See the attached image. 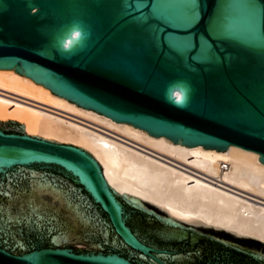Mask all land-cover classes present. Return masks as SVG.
<instances>
[{
  "label": "water",
  "instance_id": "1",
  "mask_svg": "<svg viewBox=\"0 0 264 264\" xmlns=\"http://www.w3.org/2000/svg\"><path fill=\"white\" fill-rule=\"evenodd\" d=\"M0 69L173 140L264 157V0H0ZM0 264H264V241L120 194L85 149L6 120Z\"/></svg>",
  "mask_w": 264,
  "mask_h": 264
},
{
  "label": "bare ground",
  "instance_id": "2",
  "mask_svg": "<svg viewBox=\"0 0 264 264\" xmlns=\"http://www.w3.org/2000/svg\"><path fill=\"white\" fill-rule=\"evenodd\" d=\"M89 152L118 193L264 241V162L255 150L188 145L112 119L24 75L0 69V121Z\"/></svg>",
  "mask_w": 264,
  "mask_h": 264
},
{
  "label": "clouds",
  "instance_id": "3",
  "mask_svg": "<svg viewBox=\"0 0 264 264\" xmlns=\"http://www.w3.org/2000/svg\"><path fill=\"white\" fill-rule=\"evenodd\" d=\"M174 88H180V87L176 84L170 86V90L174 89ZM181 95L182 94L179 91H171V100L169 102H174L179 106V102L181 101ZM184 95H185V93H184ZM172 97L175 98L174 101H173ZM165 98L168 99V96L166 95Z\"/></svg>",
  "mask_w": 264,
  "mask_h": 264
},
{
  "label": "rangeland",
  "instance_id": "4",
  "mask_svg": "<svg viewBox=\"0 0 264 264\" xmlns=\"http://www.w3.org/2000/svg\"><path fill=\"white\" fill-rule=\"evenodd\" d=\"M10 120V119H9ZM1 121H6V120H1ZM16 122H18V121H16ZM20 123V122H19ZM25 129V128H24Z\"/></svg>",
  "mask_w": 264,
  "mask_h": 264
}]
</instances>
